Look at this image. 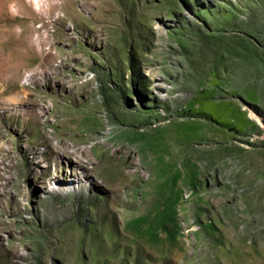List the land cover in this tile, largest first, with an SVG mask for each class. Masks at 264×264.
Here are the masks:
<instances>
[{"label": "rangeland", "instance_id": "rangeland-1", "mask_svg": "<svg viewBox=\"0 0 264 264\" xmlns=\"http://www.w3.org/2000/svg\"><path fill=\"white\" fill-rule=\"evenodd\" d=\"M0 264H264V0H0Z\"/></svg>", "mask_w": 264, "mask_h": 264}, {"label": "bare ground", "instance_id": "bare-ground-1", "mask_svg": "<svg viewBox=\"0 0 264 264\" xmlns=\"http://www.w3.org/2000/svg\"><path fill=\"white\" fill-rule=\"evenodd\" d=\"M35 1H36L37 6H40V4L43 3V0H35ZM46 3H48V2H46ZM53 8H55L54 5H52V7L49 6V10H53ZM35 14H37V13H35Z\"/></svg>", "mask_w": 264, "mask_h": 264}]
</instances>
